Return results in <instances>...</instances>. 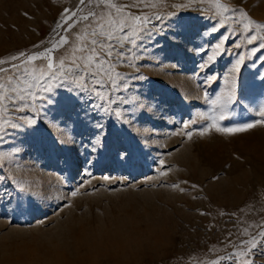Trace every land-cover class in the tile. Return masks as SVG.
<instances>
[{
  "label": "rangeland",
  "instance_id": "1",
  "mask_svg": "<svg viewBox=\"0 0 264 264\" xmlns=\"http://www.w3.org/2000/svg\"><path fill=\"white\" fill-rule=\"evenodd\" d=\"M221 2L222 15L215 0L133 8L151 22L115 103L50 80L0 111V264H242L264 231V41H248L264 29L242 13L264 23V0ZM78 7L0 0V78L23 81L22 60L75 35L61 18ZM250 259L264 264V247Z\"/></svg>",
  "mask_w": 264,
  "mask_h": 264
},
{
  "label": "snow or ice",
  "instance_id": "2",
  "mask_svg": "<svg viewBox=\"0 0 264 264\" xmlns=\"http://www.w3.org/2000/svg\"><path fill=\"white\" fill-rule=\"evenodd\" d=\"M79 5L80 7L74 11L65 9L61 18L64 23L75 18L73 24L69 25V29L80 25L75 35L72 31H69L68 35L58 33L60 38L52 48L35 55H28L25 60H22L23 81L16 76H9L6 81L0 78V111H7L9 105L19 107V104L25 100H33L37 95V92L31 91L33 88L43 92L52 91V86L48 83L50 80L70 82L77 94L87 92L100 98L103 101L102 107L108 103H115L111 98L112 89L123 87L124 81V77L117 71V68L128 62L133 49L139 47L138 41L142 42V33L147 30V24L151 22L148 15H137L132 12V9L142 5L155 8L156 4H147L144 0H139V3L136 0L131 3H126L125 0H79ZM214 6L218 10L217 15L229 11V6L221 0H215ZM242 16L247 20L244 24L245 30L253 31V26L264 29V23L252 20L247 13H242ZM57 27H62V24H58ZM258 39L264 41V36L253 35L248 38V41L251 43ZM215 47L219 51L222 46L217 44ZM237 47L241 45L238 44ZM260 49H264V43H261L256 51ZM54 52L57 53L56 56L52 55ZM20 57H25V53L21 52L19 56H12L10 59L18 60ZM38 60L43 63L35 65L34 62ZM244 60L243 55L238 56L234 72H239ZM4 63L6 61L0 59V65ZM11 67L18 69L19 65L13 64ZM7 71L8 69L0 68V73ZM29 78L32 83L27 82ZM13 80L16 81L15 85L12 83ZM260 115L264 116V111H261ZM29 123L34 124L35 120H30ZM11 126L19 127L17 124ZM253 126L249 124L237 129L218 130L244 131ZM259 236L260 241L254 237L251 241L244 242L246 245L250 244L251 247L239 252L241 257H245L242 264H253L250 259L253 249L264 247V231L260 232ZM229 258L235 259L234 257ZM212 264H218V262H212Z\"/></svg>",
  "mask_w": 264,
  "mask_h": 264
}]
</instances>
